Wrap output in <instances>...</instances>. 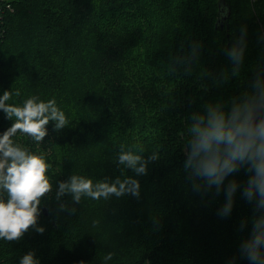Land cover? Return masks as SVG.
Masks as SVG:
<instances>
[{"label": "trees", "instance_id": "1", "mask_svg": "<svg viewBox=\"0 0 264 264\" xmlns=\"http://www.w3.org/2000/svg\"><path fill=\"white\" fill-rule=\"evenodd\" d=\"M233 48L243 50L239 64ZM4 91L16 106L55 99L68 124L56 131L50 121L41 142L12 137L44 157L52 191L41 198L45 232L0 239V264L29 251L39 264H264V198L252 184L259 157L237 161L219 191L187 164L198 120L215 111L239 121L264 106V0H0ZM12 123L0 109V135ZM121 150L158 158L138 176L119 164ZM72 175L131 176L140 195L58 201ZM258 236L252 261L246 245Z\"/></svg>", "mask_w": 264, "mask_h": 264}, {"label": "clouds", "instance_id": "2", "mask_svg": "<svg viewBox=\"0 0 264 264\" xmlns=\"http://www.w3.org/2000/svg\"><path fill=\"white\" fill-rule=\"evenodd\" d=\"M242 56V49L233 48L229 52V58L237 64ZM16 95L19 96V92ZM10 98V91H4L0 97V109L13 121L11 127L0 135V190L7 193L6 199L0 198V239L18 241L29 229H35L39 234L45 232L44 227L38 226L41 198L52 191V185L45 175L49 165L44 157L30 154L15 145L12 137L19 131L34 141L41 142L48 135L47 125L50 121L54 122V130L59 131L66 127L68 120L55 99L45 102L33 96L25 100L22 106H16L6 103ZM238 115L234 114L226 121L223 114L212 111L206 122L198 120L193 128L196 138L187 164L192 165L195 160L194 173L204 178L209 186L215 185L219 191L225 177L236 170L237 161L251 158V153V156L259 157L252 184L264 198V122L253 129L247 116L238 121ZM256 138L261 143L253 152ZM157 158V154L153 153L145 160L132 151L121 150L118 161L139 176L146 174L148 161ZM235 187L234 182L228 186L227 201L220 210L222 216L231 211ZM66 194L71 195L76 203L82 196L93 200L119 198L128 194L139 197L140 183L131 176L124 179L117 177L111 183L107 180L93 183L92 179L72 175L67 181L59 183L56 199L59 201ZM247 195L251 197V188L247 190ZM60 209L67 210L66 205L61 203ZM71 211L74 212L75 209ZM260 242L261 238L258 236L254 243L246 245L252 261H257L260 255L257 249ZM111 259L112 253L107 254L105 260ZM20 264H39V260L34 252L29 251L20 259Z\"/></svg>", "mask_w": 264, "mask_h": 264}, {"label": "water", "instance_id": "3", "mask_svg": "<svg viewBox=\"0 0 264 264\" xmlns=\"http://www.w3.org/2000/svg\"><path fill=\"white\" fill-rule=\"evenodd\" d=\"M225 19L226 17L222 19V24H221L222 26L225 22ZM263 116H264V106L259 103L249 118V122L253 129H256L262 123ZM44 214L45 216H48V211L46 208H44Z\"/></svg>", "mask_w": 264, "mask_h": 264}, {"label": "built area", "instance_id": "4", "mask_svg": "<svg viewBox=\"0 0 264 264\" xmlns=\"http://www.w3.org/2000/svg\"><path fill=\"white\" fill-rule=\"evenodd\" d=\"M8 7H10V6L8 5Z\"/></svg>", "mask_w": 264, "mask_h": 264}]
</instances>
